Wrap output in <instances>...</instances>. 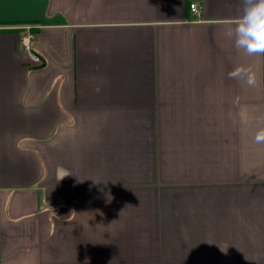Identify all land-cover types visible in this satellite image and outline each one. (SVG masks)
<instances>
[{
  "label": "crops",
  "instance_id": "0c3cea01",
  "mask_svg": "<svg viewBox=\"0 0 264 264\" xmlns=\"http://www.w3.org/2000/svg\"><path fill=\"white\" fill-rule=\"evenodd\" d=\"M240 7L0 0V264H264V56L225 38Z\"/></svg>",
  "mask_w": 264,
  "mask_h": 264
},
{
  "label": "clouds",
  "instance_id": "9594fccd",
  "mask_svg": "<svg viewBox=\"0 0 264 264\" xmlns=\"http://www.w3.org/2000/svg\"><path fill=\"white\" fill-rule=\"evenodd\" d=\"M236 22L225 32L238 53L247 57L264 56V0H240ZM229 79L243 81L249 88L258 86V76L252 65L240 64L227 73ZM256 144H264V126L255 133ZM73 175L66 168L57 169V181ZM130 206V205H129Z\"/></svg>",
  "mask_w": 264,
  "mask_h": 264
},
{
  "label": "built area",
  "instance_id": "2783aa9c",
  "mask_svg": "<svg viewBox=\"0 0 264 264\" xmlns=\"http://www.w3.org/2000/svg\"><path fill=\"white\" fill-rule=\"evenodd\" d=\"M191 10L193 12H198L199 5L196 2H192L190 4ZM34 35L30 30H28L25 34L21 36V44L24 47V49L30 54V56L33 58L35 62H41L42 58L39 53H37L33 47H32V39Z\"/></svg>",
  "mask_w": 264,
  "mask_h": 264
}]
</instances>
